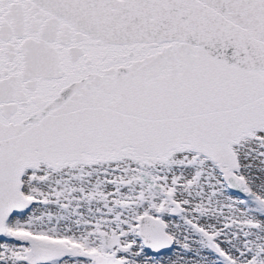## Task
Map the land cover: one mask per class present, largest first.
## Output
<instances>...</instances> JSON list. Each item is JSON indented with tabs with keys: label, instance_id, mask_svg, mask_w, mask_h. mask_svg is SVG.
I'll return each mask as SVG.
<instances>
[{
	"label": "snow or ice",
	"instance_id": "snow-or-ice-1",
	"mask_svg": "<svg viewBox=\"0 0 264 264\" xmlns=\"http://www.w3.org/2000/svg\"><path fill=\"white\" fill-rule=\"evenodd\" d=\"M0 264H264V0H0Z\"/></svg>",
	"mask_w": 264,
	"mask_h": 264
}]
</instances>
